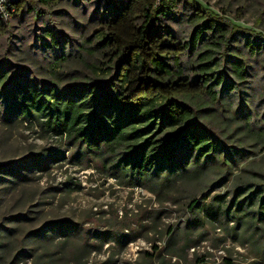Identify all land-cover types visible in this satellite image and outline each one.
Masks as SVG:
<instances>
[{
  "label": "trees",
  "instance_id": "trees-1",
  "mask_svg": "<svg viewBox=\"0 0 264 264\" xmlns=\"http://www.w3.org/2000/svg\"><path fill=\"white\" fill-rule=\"evenodd\" d=\"M69 1H18L7 20L0 18V47L17 39L13 21L27 15L37 21L46 13L36 2L56 7ZM176 7L177 0H128L120 8L98 2L92 17L97 30L80 44L85 54L77 58L90 74L63 86L54 78L41 81L6 50L0 61V121L9 128L28 123L66 135L79 153L106 163L111 176L156 195L197 191L214 177L232 179L226 194L187 196L191 218L167 231L166 254L176 258L172 264H209L204 254L188 262L185 253L209 225L225 233L224 242L231 238L248 251L243 262L229 256L222 264H264V174L234 173V153L207 116L225 99L232 106L228 96H239L251 81L250 70L264 81V33L193 0L182 18L175 16ZM178 19L192 29L189 38L175 25ZM50 22L54 26L44 30L49 41L38 35L31 45L50 54L57 68H70L79 48L72 51L66 32ZM242 115L248 135L264 141V126L257 128L260 122L250 113ZM53 156L32 154L23 164L0 169V180L26 178L22 170L44 171ZM145 254L140 264H167L160 248Z\"/></svg>",
  "mask_w": 264,
  "mask_h": 264
},
{
  "label": "rangeland",
  "instance_id": "rangeland-1",
  "mask_svg": "<svg viewBox=\"0 0 264 264\" xmlns=\"http://www.w3.org/2000/svg\"><path fill=\"white\" fill-rule=\"evenodd\" d=\"M106 1L70 0L56 7L36 2V9L46 13L37 21L27 15L24 21L12 22L17 39L10 45L1 44L0 61L7 50L17 65L29 68L41 81L54 78L63 86L75 78L82 79L90 72L77 60L85 54L79 46L97 30L92 17L98 2L101 7L109 4L120 8L128 0ZM187 1L177 0L176 17H184ZM193 1L224 15L232 23L264 33V0ZM50 21L66 32L72 51L79 48L72 57V69L57 68L49 63L50 54H42L31 45L38 35L49 41L44 30L53 25ZM170 25L173 27V23ZM175 25L189 38L192 29L186 23L178 19ZM235 45L239 49L242 44ZM256 72L249 71L251 81L242 85L239 96H228L233 101L231 107L225 99L207 114L223 136L228 152L234 153L233 169L237 176L243 175V171L252 172L245 175L264 174V141L248 135L244 127L246 116L242 115L250 113L260 122L257 128L264 126V81ZM50 152L54 156L46 170H22L26 178L0 180V264H140L145 252L153 253L156 247L161 249L167 264H172L176 258L166 254L167 231L183 226L191 218L187 196L226 194L232 188V179L226 182L220 176L197 191L174 190L172 195H156L111 176L106 163L79 153L77 144L66 135L45 132L28 123L9 128L0 121V169L23 164L32 154ZM197 235V245L186 249L188 262L195 254L206 255L209 264H222L229 256L237 263L249 257L247 249L231 238L224 242L225 233L219 228L207 225L203 236Z\"/></svg>",
  "mask_w": 264,
  "mask_h": 264
},
{
  "label": "built area",
  "instance_id": "built-area-1",
  "mask_svg": "<svg viewBox=\"0 0 264 264\" xmlns=\"http://www.w3.org/2000/svg\"><path fill=\"white\" fill-rule=\"evenodd\" d=\"M20 0H0V18L7 20L14 11L15 4ZM160 3L162 0H157Z\"/></svg>",
  "mask_w": 264,
  "mask_h": 264
}]
</instances>
